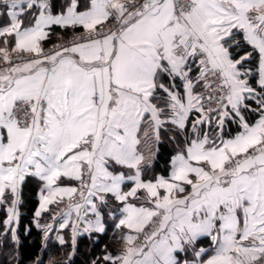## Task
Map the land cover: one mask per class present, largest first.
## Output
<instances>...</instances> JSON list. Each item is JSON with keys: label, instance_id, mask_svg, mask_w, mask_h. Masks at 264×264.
<instances>
[{"label": "snow or ice", "instance_id": "6c2138e0", "mask_svg": "<svg viewBox=\"0 0 264 264\" xmlns=\"http://www.w3.org/2000/svg\"><path fill=\"white\" fill-rule=\"evenodd\" d=\"M54 27L73 37L46 49ZM228 122L240 130L226 137ZM169 132V172L147 177ZM30 180L32 223L60 245L70 230L69 259L112 219L122 248L91 264H264V0H0V238L13 245Z\"/></svg>", "mask_w": 264, "mask_h": 264}, {"label": "trees", "instance_id": "16d2710c", "mask_svg": "<svg viewBox=\"0 0 264 264\" xmlns=\"http://www.w3.org/2000/svg\"><path fill=\"white\" fill-rule=\"evenodd\" d=\"M72 35L71 30H62L54 27L50 39L57 41V33ZM245 116L250 122L257 117L255 113L245 112ZM238 130L237 124L228 122L225 129V136H231ZM169 133H162L161 142L158 146V152L152 162V167L146 173L147 177L154 175H167L170 169L171 157L175 155L177 145L171 141ZM40 185L30 180L26 183L23 192V207L21 208V223L19 228V244L13 245L10 240L0 242V264H91V261L104 254V250L116 253L122 248V231L115 228V220H106V230L102 234H84L78 237L76 241L75 253L72 252L71 238L68 237L65 245H60L58 240L52 235L45 241L43 234L34 227L32 223V214L38 206V190ZM30 231L26 234L25 229ZM210 241L205 239L198 246H207ZM7 251V252H6Z\"/></svg>", "mask_w": 264, "mask_h": 264}, {"label": "crops", "instance_id": "0c3cea01", "mask_svg": "<svg viewBox=\"0 0 264 264\" xmlns=\"http://www.w3.org/2000/svg\"><path fill=\"white\" fill-rule=\"evenodd\" d=\"M61 2H62V0H55V3L57 4V6H58ZM72 35H73V34H72ZM72 35H69V36L66 37V35H64V33L62 34L61 32H58L57 35H56V37H57L58 40H57V41H54L53 39H49L47 42H45V47H46V49H50L54 44H56V43H62L63 40H65L66 38H68V37H70V36H72ZM60 37H63V39H62V40L59 39ZM246 66H248V65H246ZM195 71H196V69L194 68V72H193L194 75H195ZM199 89H200V88H197V91H198ZM234 124H235V123H234ZM226 125H227V124H226ZM225 129H226V127H225ZM238 131H239V130H238ZM238 131H237V132H238ZM237 132H236V133H237ZM236 133H234L233 135H235ZM233 135H231V136H233ZM226 137H227V136H226ZM152 147H153V150L155 151L157 146H156V145H153ZM145 154L148 155L147 152H146ZM155 156H156V155H155ZM125 171H127V170H125ZM65 183H68V182L65 181ZM71 184H72V186H78V182H76V181H72ZM39 189H40V187H39ZM37 197L39 198V190H38ZM110 203L114 204L115 202L110 201ZM50 207H51V209H52L53 212H57V211L62 212V211H66V210H67L66 207H65V205H63V204H61L59 207H57L56 205H53V206H50ZM45 219H47V214H46L45 218L42 219V222H44ZM116 222H117V221H116ZM105 227H106V225H105ZM125 231H126V230H125ZM60 235H63L64 238H65V240H67L68 237L71 238V233H70V230H68V229H65L63 232L60 233ZM52 236H53L54 238H56V234H53ZM78 237H79V236H78ZM78 237H77V239H78ZM56 239H57V238H56ZM209 245H210V244H209ZM209 245L204 246V247H208Z\"/></svg>", "mask_w": 264, "mask_h": 264}, {"label": "built area", "instance_id": "2783aa9c", "mask_svg": "<svg viewBox=\"0 0 264 264\" xmlns=\"http://www.w3.org/2000/svg\"><path fill=\"white\" fill-rule=\"evenodd\" d=\"M72 37H73V35L72 36H70V37H68V38H66L65 40H63L62 41V43L63 42H66V41H70L71 39H72ZM202 89H199L198 91H201ZM214 106V105H213ZM149 231H150V229H149ZM143 240V237H141V241Z\"/></svg>", "mask_w": 264, "mask_h": 264}, {"label": "rangeland", "instance_id": "374dc122", "mask_svg": "<svg viewBox=\"0 0 264 264\" xmlns=\"http://www.w3.org/2000/svg\"><path fill=\"white\" fill-rule=\"evenodd\" d=\"M2 241V242H1ZM4 239L3 238H0V242L3 243ZM7 252V251H6ZM1 255H4V252H2V254L0 253V256Z\"/></svg>", "mask_w": 264, "mask_h": 264}]
</instances>
